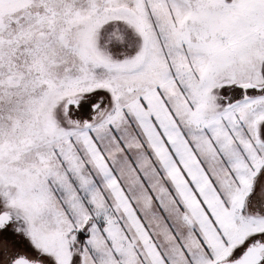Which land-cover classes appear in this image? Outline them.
I'll list each match as a JSON object with an SVG mask.
<instances>
[{
    "label": "snow or ice",
    "instance_id": "6c2138e0",
    "mask_svg": "<svg viewBox=\"0 0 264 264\" xmlns=\"http://www.w3.org/2000/svg\"><path fill=\"white\" fill-rule=\"evenodd\" d=\"M0 264H264V0H0Z\"/></svg>",
    "mask_w": 264,
    "mask_h": 264
}]
</instances>
